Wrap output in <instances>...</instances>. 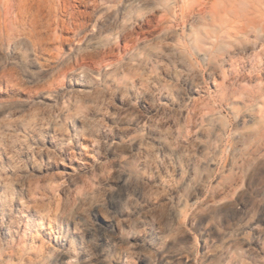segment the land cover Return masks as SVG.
Instances as JSON below:
<instances>
[{
	"label": "clouds",
	"instance_id": "obj_1",
	"mask_svg": "<svg viewBox=\"0 0 264 264\" xmlns=\"http://www.w3.org/2000/svg\"><path fill=\"white\" fill-rule=\"evenodd\" d=\"M0 264H264V0H0Z\"/></svg>",
	"mask_w": 264,
	"mask_h": 264
},
{
	"label": "rangeland",
	"instance_id": "obj_2",
	"mask_svg": "<svg viewBox=\"0 0 264 264\" xmlns=\"http://www.w3.org/2000/svg\"><path fill=\"white\" fill-rule=\"evenodd\" d=\"M81 11H83V10L81 9ZM70 36H71V32H70V30H69V29H65V31H64V44H65V45H66L67 42L69 41ZM46 39H47V45H48V47H49V53H48V54H49V55H55V50H54V48L52 47V43H54V42H50L48 37H46Z\"/></svg>",
	"mask_w": 264,
	"mask_h": 264
},
{
	"label": "bare ground",
	"instance_id": "obj_3",
	"mask_svg": "<svg viewBox=\"0 0 264 264\" xmlns=\"http://www.w3.org/2000/svg\"><path fill=\"white\" fill-rule=\"evenodd\" d=\"M41 42L47 44V39H46V37H42V38H41Z\"/></svg>",
	"mask_w": 264,
	"mask_h": 264
}]
</instances>
